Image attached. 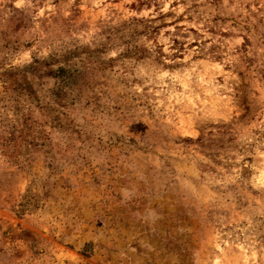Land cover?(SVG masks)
Instances as JSON below:
<instances>
[{"label":"rangeland","instance_id":"1","mask_svg":"<svg viewBox=\"0 0 264 264\" xmlns=\"http://www.w3.org/2000/svg\"><path fill=\"white\" fill-rule=\"evenodd\" d=\"M0 264H264V0H0Z\"/></svg>","mask_w":264,"mask_h":264}]
</instances>
